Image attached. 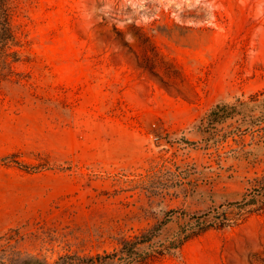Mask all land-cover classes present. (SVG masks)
<instances>
[{"label":"rangeland","instance_id":"rangeland-1","mask_svg":"<svg viewBox=\"0 0 264 264\" xmlns=\"http://www.w3.org/2000/svg\"><path fill=\"white\" fill-rule=\"evenodd\" d=\"M7 4L0 245L51 262L167 220L188 237L150 264H264V211L230 205L264 173V1Z\"/></svg>","mask_w":264,"mask_h":264},{"label":"trees","instance_id":"trees-1","mask_svg":"<svg viewBox=\"0 0 264 264\" xmlns=\"http://www.w3.org/2000/svg\"><path fill=\"white\" fill-rule=\"evenodd\" d=\"M13 34L10 25L9 7L7 0H0V56L8 43L12 40ZM9 55L8 53L6 56ZM239 102L238 105H242ZM235 109V105L229 106L225 103H219L206 113L200 122L211 124L216 120L226 118L228 112L226 109ZM2 161L6 158H2ZM230 205L236 206L244 212H263L264 211V173L249 181V187L243 193L240 200L230 202ZM192 216L197 220L207 215ZM162 221L130 237H121L117 248L111 251H104L94 255H80L78 253H65L59 255L53 261H48L44 257L22 254L19 251L7 249L0 245V264H150L171 249L179 247L184 235L170 241L168 244H159L156 240L160 234L162 226L166 224Z\"/></svg>","mask_w":264,"mask_h":264},{"label":"bare ground","instance_id":"bare-ground-1","mask_svg":"<svg viewBox=\"0 0 264 264\" xmlns=\"http://www.w3.org/2000/svg\"><path fill=\"white\" fill-rule=\"evenodd\" d=\"M258 3H261V2H263L264 0H256Z\"/></svg>","mask_w":264,"mask_h":264}]
</instances>
